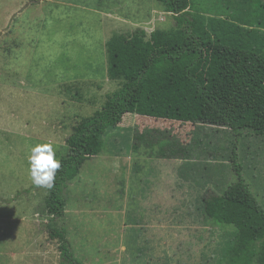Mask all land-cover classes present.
Wrapping results in <instances>:
<instances>
[{
  "label": "rangeland",
  "instance_id": "rangeland-1",
  "mask_svg": "<svg viewBox=\"0 0 264 264\" xmlns=\"http://www.w3.org/2000/svg\"><path fill=\"white\" fill-rule=\"evenodd\" d=\"M115 1H124V4L130 1V5L124 6L129 5L131 10L151 6L146 0L81 2L111 8ZM3 2L0 0V26L5 9ZM236 5L237 0H227V9ZM52 7L66 9L70 14L64 20L55 19L51 28L46 25L39 34H33L37 37L35 41L26 40V32L17 38L9 27L0 31V264H61L59 242L48 234L49 190L32 188L28 157L33 147L47 142L55 146L59 160L67 155V139L73 127L101 109L108 96L125 82L119 74L120 66L116 65L114 77L108 74V30L99 20L102 15L83 5L75 9ZM44 11H52L51 5L50 9L46 5ZM218 12L203 15L217 16ZM148 13L144 11L141 15L140 26L146 31L144 43L159 40L165 31L177 27L175 14L157 11L159 22L153 27L156 32L149 36ZM226 13V18L231 19L232 11ZM256 29L264 33V27ZM129 48L140 50V46ZM147 129L166 131L162 138L176 139L190 146L192 155H184L191 163L179 169H166L158 164L143 170V176L138 175V152H134L133 144L135 136ZM235 148L243 163V179L264 207V135L247 131L236 134L225 126L128 113L104 137L102 152L87 160L79 176L65 188V218L53 225L66 228L72 253L78 260L85 264H106L107 245L121 241L122 205L128 204V222L134 226L128 229L130 235L139 236L142 246H163V240L159 244L144 238V231H152L145 228L146 223L156 217L155 208L147 206L154 199L153 194L166 190L169 195L171 189L178 201L179 231L192 230L188 221L195 217L201 219L196 207L202 198L196 202L197 193L200 192V197L222 194L238 180L231 162ZM149 151L158 153L157 147ZM18 192L22 193L16 200L7 201ZM107 210L112 211L106 213ZM192 212L196 215H190ZM210 221L202 225L205 231L211 230L214 234L210 250L203 257L186 256L185 259L194 260L192 264H216L221 257L218 253L236 245L233 227ZM173 244L174 241L172 248ZM254 264H258L257 258Z\"/></svg>",
  "mask_w": 264,
  "mask_h": 264
},
{
  "label": "trees",
  "instance_id": "trees-1",
  "mask_svg": "<svg viewBox=\"0 0 264 264\" xmlns=\"http://www.w3.org/2000/svg\"><path fill=\"white\" fill-rule=\"evenodd\" d=\"M159 1L164 11L175 14L177 27L165 31L159 40L127 43L119 38L109 48V75L114 77L116 65L120 66L125 82L101 109L73 127L68 153L60 159L62 167L53 188L48 189V234L59 242L61 264H83L72 253L66 228L53 225L65 218V188L87 160L102 152L104 137L128 113L264 135V33L256 29L264 27V0H237L229 9L227 0ZM214 11L219 14L203 15ZM226 11H232L231 19L226 18ZM165 134L156 129L138 133L134 152L157 147L161 157L192 155L190 146L162 138ZM231 162L238 180L222 194L204 198L206 217L235 229L236 245L223 251L218 263L254 264L257 258L258 264H264V207L243 179L236 148Z\"/></svg>",
  "mask_w": 264,
  "mask_h": 264
},
{
  "label": "crops",
  "instance_id": "crops-1",
  "mask_svg": "<svg viewBox=\"0 0 264 264\" xmlns=\"http://www.w3.org/2000/svg\"><path fill=\"white\" fill-rule=\"evenodd\" d=\"M81 1L86 0H4V11H2L3 24L0 26V31H3L9 27V30L15 34V36L22 35L25 33L26 40H36L37 37H33V34H39L45 29V26L51 28V24L55 19L64 20L65 16L70 14L66 9L58 8L55 10L54 5L63 7H85L95 14H98L100 22L105 26L107 31V55L109 54V48L115 45L117 39L121 38L127 43L135 40H144L146 36V31L140 25L142 23L141 15L144 11H148L149 20L148 26L151 27L150 34L154 35L156 29V22H159L156 18V12L164 10L163 5L159 0H146L151 4L149 8L147 7H135L133 10L130 8V1L114 2V6L107 8L108 6H98L97 3L82 4ZM145 1V0H144ZM113 2V1H112ZM107 3V2H106ZM121 3L120 7L118 4ZM95 4V6H94ZM129 4L127 7L124 5ZM48 6L52 11H44V7ZM113 5V4H112ZM103 9V10H102ZM106 11V12H105ZM171 14V13H168ZM99 16L96 18L98 19ZM161 21L162 18H159ZM163 21V20H162ZM71 29H69L70 31ZM114 33V34H113ZM23 36V35H22ZM148 38V37H147ZM155 41V40H148ZM147 41V42H148ZM26 45L29 46L27 42ZM108 60V58H107ZM108 63V74H109V60ZM138 175L143 176V170L147 168H155V165L162 166L166 169L170 168H180L184 166L186 168L189 165L188 159L185 155L180 157H161L156 151L147 152L145 149L138 153ZM129 190V187H127ZM165 196L162 191L153 194V200L148 201L147 206L155 208V219L153 221H148L145 228L152 229L149 233L147 230L144 231V238L154 243H159L163 240V246L155 247H145L142 246V239L139 236L133 237L128 231L129 228H133V224L128 222V204L122 205V225H121V239L120 242L112 243L107 245L106 248V264H192L194 260L185 259L186 256H196L203 257L206 256L210 249V241L212 239L213 231L206 230L205 226L207 223H211L210 219L206 217L204 212V198L206 194L200 197V192H198L195 201L198 202V212L197 214L201 219H195L188 221L192 224V230L179 231V224L177 220V206L178 201L175 195H173L172 190L169 189L170 194ZM164 197V198H163ZM112 211V210H110ZM107 210L106 213L110 212ZM190 215H196L194 212ZM167 229L169 231H167ZM83 233H81V237ZM114 235H112V238ZM132 238V239H131ZM118 239V240H119ZM81 240H83L81 238ZM135 241L133 244L131 242ZM136 240L139 241L138 245ZM87 241V240H86ZM172 241H174V248H172ZM168 242H170V247L168 248ZM112 245V246H111ZM106 246V247H107ZM217 250V248L215 249ZM215 252V251H214ZM221 255V253H218ZM196 262V261H195ZM85 264V261L82 262ZM197 263V262H196ZM202 263V262H201ZM199 263V264H201ZM218 264V262H215Z\"/></svg>",
  "mask_w": 264,
  "mask_h": 264
},
{
  "label": "clouds",
  "instance_id": "clouds-1",
  "mask_svg": "<svg viewBox=\"0 0 264 264\" xmlns=\"http://www.w3.org/2000/svg\"><path fill=\"white\" fill-rule=\"evenodd\" d=\"M29 174L33 185L51 189L54 186L61 161L57 158L55 146L51 142L37 144L28 157Z\"/></svg>",
  "mask_w": 264,
  "mask_h": 264
}]
</instances>
